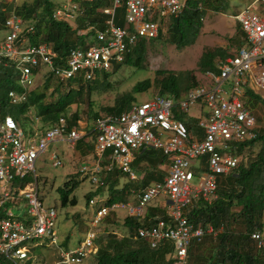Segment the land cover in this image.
Listing matches in <instances>:
<instances>
[{
    "label": "built area",
    "instance_id": "obj_1",
    "mask_svg": "<svg viewBox=\"0 0 264 264\" xmlns=\"http://www.w3.org/2000/svg\"><path fill=\"white\" fill-rule=\"evenodd\" d=\"M74 0L57 6L52 13L57 21L77 19L83 15L81 2ZM186 0H113L112 7L104 9L109 15L105 29L95 28V43L87 48H72L65 58H58L49 43L30 44L35 33L32 24L23 25L12 13L1 25L6 28L0 40V61L12 62L19 71L21 91H10L13 103H24L41 70H49L60 82L75 77L87 81L98 72L113 69L122 63L126 54L142 39L151 40L159 35L156 16H178ZM125 9L126 27L114 24L116 8ZM235 19L245 34L246 45L233 56L220 59L217 70L205 71V82L189 89L181 98L156 93L152 98L135 102L122 113H110L96 118V137L93 161L80 168L96 187H105L102 173L115 168L136 180L133 169L135 151L146 148L161 151L168 158L166 175L136 192L135 202L102 205L90 220L85 237L75 248L60 247V264H82L98 251V226L111 212L125 209L129 216L144 219L150 208H164L166 218L156 215L149 223L138 227L136 237L151 247L166 243L173 246L168 255L169 264H189L192 244L200 242L213 228L205 229L191 222L184 209L198 198L212 203L218 198V178L233 172L243 160L237 147L256 138L258 121L249 102V90L264 99V0H254L242 7ZM28 35L24 36L23 32ZM59 60H58V59ZM201 107L197 124L191 132L178 118L189 115L191 108ZM64 117L58 124L38 132L26 133L10 115L0 109V256L12 264H26L31 259L33 245L45 240L59 247V211L48 205L40 192L36 161L49 146L65 138L74 149L81 138L78 128L67 131ZM54 166L62 165L58 153L51 155ZM107 160L105 163H103ZM198 181L194 183V179ZM134 192V191H133ZM165 198L164 207L153 203ZM95 200L91 199V204ZM6 204H9L8 208ZM24 209L23 214L18 210ZM216 234V233H214ZM257 248L264 249V229L250 232ZM26 262V263H25Z\"/></svg>",
    "mask_w": 264,
    "mask_h": 264
},
{
    "label": "trees",
    "instance_id": "obj_2",
    "mask_svg": "<svg viewBox=\"0 0 264 264\" xmlns=\"http://www.w3.org/2000/svg\"><path fill=\"white\" fill-rule=\"evenodd\" d=\"M112 1L93 0L91 2H83L81 5L84 7L85 14L81 18H85L84 20L87 19V22L84 21V23L89 26L95 25L102 29L105 28V21L109 16L102 9L111 6ZM55 4V0H33L31 3L24 2L18 7L17 13L23 19L29 20V23L34 24L35 27V33L30 36V44H40L42 42L51 43L59 58H65L71 48H86L91 45V42L95 43L94 30H90L89 34H80L79 31L81 29L79 23L77 28L68 22L57 21L53 18L52 13ZM226 4V0H186L185 8L180 15L168 16L169 38L178 48L194 44L203 26L202 18L205 13L207 11H221ZM2 5L0 3L1 10ZM98 8H101V11L99 10L100 12L97 11ZM117 11L118 9L116 10L115 24ZM121 11L124 14L125 10L123 8H121ZM0 15V19L3 21L5 15L2 11ZM34 16L37 18L32 22L30 19H33ZM116 25L125 26V24ZM243 35L245 36L241 32L239 39L241 43L238 45V48L246 45V39ZM163 36L164 32L161 29L157 38L162 39ZM143 42H139L132 51L126 54L123 63L137 67L141 66L143 52L145 50V43ZM229 54L230 56L234 55L220 47L205 50L198 63L199 70L202 73L208 70L216 71L217 62L220 59H226ZM107 73L103 72V75L105 74L106 77ZM155 73L156 78L154 81L151 78L138 81L133 86L132 91L118 98L113 106L106 107L105 110L107 113L105 114L122 113L129 109L137 102L135 94L147 90L153 85L157 87V93L179 99L189 89L200 84L195 72L189 70L176 72L173 70L158 69ZM17 74H19V71L14 68L12 62H1L0 106L2 115H12L20 126L26 130L29 128V119L27 117L29 116V110L34 107L37 116L39 115L41 117L43 126L46 127L45 129L56 126L62 117L66 119L68 125L67 131L77 125L80 118L79 111L76 110L69 118L66 117V113H68L69 108L74 103L80 100L85 90V84L80 83L78 79H71L67 83L70 86V90L66 94H62L61 86L64 83L55 81L57 83L55 91L59 94L58 100L55 102H47L45 101V92L50 88V78L53 79L52 75L47 73L44 76L46 78L44 79L43 89L40 87L35 88L29 93L27 102L14 105L9 103L7 92L10 89L18 88L16 83ZM95 80H93L94 83H96ZM75 84L77 85L73 86ZM248 92L251 97L261 100L264 104V99H261L252 91ZM51 95L54 96V93H51ZM90 115L94 120L100 116L96 111H90ZM178 118L187 124L191 132H195L197 125L196 121L192 119L193 117L182 113ZM91 134L90 136L93 140L88 143V147L93 149L96 131L93 130ZM80 143L82 144L83 140H80ZM257 143H261L260 149L256 153H252V149ZM237 149L238 153L250 149V155L246 159L243 158L233 172L228 175H221L218 178V198L212 203H209L201 197L184 209V215L191 222L196 225H201L205 229L212 227V234L216 233L213 237L206 236L202 238L203 241L201 240L200 242L192 244L193 246L199 243L197 250L201 249V252L197 253L196 250L195 253V250H192L191 247L189 251V264H264V249L257 248L249 235L254 230L264 229V129L258 132L256 138L241 143ZM141 154L145 155V161L153 168L152 175L155 177L154 180L161 181L164 172L159 171L158 168L167 163V156L161 151L151 148L142 150ZM115 170L117 174H122L128 178L127 183L123 187H118L119 181L112 179V176H115ZM115 170L107 174L105 172L102 173V176L106 180V186L112 194L106 200V205H112L117 202L126 203L128 200L127 193L131 192L134 185V181L129 178L127 173L117 168ZM147 175L148 173L145 174L142 180L144 185L153 180L152 178H148ZM68 182L63 187L58 188L61 205L63 207L68 205L75 206L78 203L75 196L71 197L77 187V182L71 186H69ZM140 188V186L135 187L136 190ZM101 189H104V187L98 188L97 191ZM97 193H91L90 195H86V197L90 200ZM6 206L8 208L10 207L9 204H6ZM2 215L3 213H0V217ZM156 215L166 218L165 209L159 207L150 208L147 217L144 219L126 216L124 219V228L127 229V234L122 237H118L115 233L110 232L105 237H99V232L96 239L98 251L93 255L94 264H169L170 258L168 255L173 251V246L170 243L154 248L145 240L136 237L138 227L146 223L148 224L149 221L147 218H152ZM107 218L108 216L103 221ZM32 251L31 249L29 255H31ZM206 251L209 253L205 254ZM193 256L194 259L192 261ZM31 263L32 261L30 259L26 264ZM0 264L12 263L5 256H0Z\"/></svg>",
    "mask_w": 264,
    "mask_h": 264
},
{
    "label": "rangeland",
    "instance_id": "obj_3",
    "mask_svg": "<svg viewBox=\"0 0 264 264\" xmlns=\"http://www.w3.org/2000/svg\"><path fill=\"white\" fill-rule=\"evenodd\" d=\"M8 1L10 0H2ZM33 0H14V3L11 6H14L12 9L18 12V7L22 5L24 2L31 3ZM227 4L223 6L221 11H207L202 18L203 26L200 29L199 35L196 38V42L192 45L185 46L183 48H178L177 45L171 41L168 35V17H160L156 16L160 24V30L162 29L164 32L163 38L153 39V40H142L145 43V50L143 52V59L140 67L129 65L126 63H114L115 70L110 69L107 72V76L105 74L100 73L98 78L95 80L96 83L87 82L85 84V90L82 93L80 100L77 103H74L66 113V117H71V115L78 110L80 114V121L84 122H95L94 118L91 117L90 111H96L98 114L105 115L106 107L113 106L116 100L126 93L132 91L133 86L141 80L146 78H151L152 81L156 78V71L158 69L165 70H173L176 72L180 71H193L195 72L199 82L204 81V77L202 76V72L199 70L198 63L202 53L207 49H215L217 47L223 48L226 52L234 54L238 45H240L241 40V28L237 20L235 19V15L239 12V10L247 4H250L254 0H226ZM1 3V2H0ZM57 5L55 4V7ZM1 7V6H0ZM54 7V8H55ZM119 7L117 11V19L116 24L123 25L126 23L124 18V14ZM124 9V8H123ZM101 11V8H98L97 11ZM103 10V9H102ZM0 8V12H1ZM99 11V12H100ZM121 11V12H120ZM6 16V14H4ZM1 17V15H0ZM37 17L34 16L33 19H30L32 22L35 21ZM79 18L78 20H70L73 27H76L78 23L80 24L79 32L80 34H89L91 30L89 25L84 23L87 22V19ZM24 23L27 25L29 20H24ZM82 23V24H81ZM34 25V24H33ZM82 25V26H81ZM78 28V27H77ZM24 36H27V31L23 32ZM3 36V32H0V37ZM93 37V36H91ZM244 37V35H243ZM90 44H93L91 42ZM229 57V56H228ZM125 60V59H124ZM47 74V73H46ZM43 74L42 77H36L35 87H40L43 89L45 82ZM54 79V78H53ZM50 78V88L45 92V101H56L58 100L59 94L55 91V87L57 83L56 79ZM91 85V86H90ZM92 87V88H91ZM62 94H66L67 91L70 90V86L64 84L61 86ZM158 92L157 87L153 85L151 88L144 90L142 92L136 93V101L142 102L144 100L150 99L154 94ZM54 93V96L51 95ZM250 106H252L255 110V114L258 121V132H261L264 129V104L262 101L258 99H251L249 102ZM28 129H26V133L32 134L38 132L41 134V130L46 127L43 126V121L41 117L36 114L35 108L32 107L28 113ZM83 140V148L87 153H93V149L88 147V143L92 142V139L88 141ZM60 140H56L53 142L45 153L41 154L36 161V173L39 175L40 180V192L41 195L45 198V201L48 205H54L58 208L59 211V226H58V236H59V244L61 248L67 249L69 247L75 248L78 239H83L85 234L89 228L90 220L93 217L95 211L99 209L102 205L105 204L107 197L109 198L112 194L109 188H104L99 191L87 175H83L79 170L82 166L83 159L80 156L79 159L75 161V166L73 165L72 171H68V164L66 163L67 158L63 160L61 155V150L68 151L67 156L74 154L75 149L81 146L80 143L74 148H70L67 143L59 142ZM261 143H257V145L252 149V153H256L260 149ZM77 150H80L78 149ZM75 150V151H74ZM53 152L59 154L62 165L54 166L52 164L51 155ZM136 158L138 160L137 164L134 165V170L139 173H145L148 178H152L154 181L155 177L152 175L153 168L149 166L150 164L145 161V155L141 154V151H135ZM150 152V151H148ZM146 152V153H148ZM65 154V156H66ZM242 158L246 159L250 155V149L243 151L240 153ZM74 156V155H73ZM84 156V155H83ZM71 158V157H70ZM74 158V157H72ZM86 160V159H85ZM149 165H148V164ZM159 171L165 173V167L158 168ZM163 169V170H162ZM156 175V173H154ZM115 176H112V179H117L118 187H123L128 178L122 174H117L116 170L114 173ZM69 181V186L77 182V187L73 191L71 197L75 196L77 198V205L72 206L68 205L63 207L61 205L60 195L58 192L59 187H63L66 182ZM134 185L142 183V181L133 180ZM198 181L197 178L194 179V183ZM79 183V184H78ZM133 185L132 189H135L136 186ZM132 187V186H131ZM127 193V202H134L136 198V191ZM98 192L92 200H95L91 204V199L88 200L86 195H90L91 193ZM106 193L102 195V193ZM102 195V196H101ZM90 201V202H89ZM165 198H158L153 203L159 204L160 207H164ZM126 210L119 209L117 211H111L107 216L108 218L101 222L98 226L99 237H105L109 232L115 233L118 237H122L127 234V229L124 228V219L128 215L125 212ZM19 214H23L24 209L18 210ZM206 236H215L212 233H207ZM70 241V243H69ZM203 241V240H202ZM70 244V246H69ZM199 244V243H198ZM197 244V245H198ZM197 245L192 246V250L198 249ZM31 253V264H59L60 263V249L56 245H50L47 241H41L40 245H33ZM201 252V249L197 250V253ZM209 252L206 251L205 254ZM196 256V255H194ZM192 257V261L194 259ZM26 263V262H25ZM83 264H94V257L91 256L85 260Z\"/></svg>",
    "mask_w": 264,
    "mask_h": 264
},
{
    "label": "crops",
    "instance_id": "obj_4",
    "mask_svg": "<svg viewBox=\"0 0 264 264\" xmlns=\"http://www.w3.org/2000/svg\"><path fill=\"white\" fill-rule=\"evenodd\" d=\"M67 0H55V3H56V5L58 6L60 3H62V2H66ZM74 1H77V2H79L80 3V0H74ZM2 4H5V7H6V4H7V7L10 9V10H12V8L15 6V3H14V0H10V2H8V1H2L1 2ZM14 3V6H11V4H13ZM83 2H81V4H82ZM186 4V3H185ZM4 6V5H3ZM21 6V5H20ZM56 6V7H57ZM81 9L82 10H84V7H83V5H81ZM85 14V11H84V13H83V15ZM82 16V15H81ZM79 18H81V17H78L77 19H75V21L76 20H78ZM242 30V29H241ZM135 47V46H134ZM133 47V48H134ZM133 48L131 49V51L133 50ZM203 74V73H202ZM203 76V75H202ZM202 82H205V79H204V81H202ZM201 83V82H200ZM249 91H252V90H249ZM254 94H255V92L254 91H252ZM258 97H260L261 99H263L259 94H256ZM254 98L252 97V100H253ZM261 101V100H260ZM200 111H202V108L199 106V107H193V108H191V110H190V113H189V116H191V117H193L192 119H194L195 121H196V125H197V128L195 129V131H197V130H199V127H198V124H197V117L199 116V113H200ZM197 116V117H196ZM74 128H78L79 129V131H80V134L82 135L81 136V138L78 140V142H77V144L78 143H80V140L82 139V137L84 138V140H86V141H88L89 142V140L90 139H92V137L90 136V135H92L91 133H92V131L93 130H95V127H94V122H87V121H84V122H81L80 121V119L78 120V123H77V125H75L74 126ZM58 140H60L59 142H65V143H67V145L69 146V144H68V142H66L65 141V138L63 139V138H60V139H58ZM93 140V139H92ZM80 147L78 148V146H77V148L78 149H80V150H77V148L74 150L75 151V153L74 154H71V155H69V156H67V154L66 153H68V151H63L64 149H62L61 150V155H62V157H63V160L65 159V157L67 158V161H66V163L68 164V171H72V169H73V165L75 166V161L77 160V159H79V157L81 156L82 158L81 159H83V162H82V165H84V164H90V163H92V161H93V153H87V152H85L84 151V146H83V143L81 144L80 143ZM93 151V150H92ZM65 154H66V156H65ZM74 155V156H73ZM84 155V156H83ZM71 157V158H70ZM72 157H74V158H72ZM86 159V160H85ZM138 160H140L139 158L137 159H135V162L133 163V169H134V165H135V163H137L138 162ZM168 161H167V163L165 164V165H162V166H159V168L160 167H163V169H164V167H165V169L164 170H166V168H167V165H168ZM162 169V170H163ZM80 171V170H79ZM135 171V170H134ZM136 172V171H135ZM137 173V172H136ZM138 174V176H139V178L138 179H136L137 181H142L143 179H144V176H145V173H142V174H139V173H137ZM166 175V172L164 173V176ZM164 176H163V178H164ZM132 180V179H131ZM163 180V179H162ZM153 182H155V180L154 181H151V182H149V183H147L146 185H144L143 183H141L140 182V184H138L137 186H140L141 188L140 189H142V188H144V187H146L147 185H150V184H152ZM104 188H107V186H105ZM140 189H137V190H140ZM137 190L136 189H132V192L133 191H136L137 192ZM104 194H106L105 192L104 193H102V195H104ZM101 195V196H102ZM107 199H108V197H107ZM135 202V201H134ZM121 210H125V209H121ZM117 212H118V210H117ZM126 213H127V211H125ZM127 216H129V215H127ZM59 223H60V220H59ZM81 240L82 239H78L77 240V244H76V247L79 245V243L81 242ZM69 243H70V241H69ZM69 246H70V244H69ZM69 248H72V247H69Z\"/></svg>",
    "mask_w": 264,
    "mask_h": 264
},
{
    "label": "clouds",
    "instance_id": "obj_5",
    "mask_svg": "<svg viewBox=\"0 0 264 264\" xmlns=\"http://www.w3.org/2000/svg\"><path fill=\"white\" fill-rule=\"evenodd\" d=\"M0 2H2V0H0ZM89 2H91V1H89ZM62 3H64V2H62ZM62 3H60V4H62ZM59 4V5H60ZM4 5V6H3ZM2 5V12L4 13V14H6V16H5V18H4V20L2 21L1 19H0V23H4L6 20H7V18L12 14V13H14V14H16L17 16H19L20 17V19L23 21V25L25 26V23H24V20L25 19H23L18 13H17V11L16 10H14V9H12V10H10L8 7L6 8L5 7V4H3ZM58 5V6H59ZM112 5H113V1H112ZM112 5L111 6H108V7H105L104 9H106V8H109V7H112ZM56 8V7H55ZM54 8V9H55ZM104 9L102 10L103 12H104ZM118 8H116V10H117ZM116 10H115V17H114V24H115V18H116ZM125 10V9H124ZM105 13V12H104ZM107 14V13H106ZM108 15V14H107ZM82 16H84V15H82ZM82 16H78V17H82ZM109 16V15H108ZM77 17V18H78ZM124 18H125V12H124ZM126 20V19H125ZM64 22H67V21H64ZM106 22V21H105ZM68 23H70L71 24V22H68ZM28 24H30V23H28ZM1 25V24H0ZM72 25V24H71ZM116 25V24H115ZM34 26V25H33ZM73 26V25H72ZM118 26V25H117ZM127 26V22L125 23V26H123V27H126ZM76 27H77V25H76ZM106 27V26H105ZM120 27H122V26H120ZM91 30H94V40H95V28H99V27H96L95 25H91L90 27H89ZM34 29H35V27H34ZM102 29V28H101ZM103 29H105V28H103ZM82 30H80L79 32H81ZM0 32H3V36H1L0 37V40H2L4 37H5V33H6V28L5 27H3V25H1V31ZM160 32V31H159ZM31 36V35H30ZM157 38V37H156ZM142 40H145V39H142ZM142 40H140L139 42H141ZM152 40V39H151ZM30 41V40H29ZM138 42V43H139ZM30 43V42H29ZM42 43H47V42H42ZM49 44H51V43H49ZM52 45V44H51ZM138 45V44H137ZM75 48V47H74ZM81 48V47H80ZM87 48V47H86ZM72 49V48H71ZM70 49V50H71ZM69 50V51H70ZM131 51V50H130ZM129 51V52H130ZM128 52V53H129ZM69 53V52H68ZM58 58H59V56H58ZM57 58V59H58ZM60 59V58H59ZM58 59V60H59ZM4 60H2V61H0V63L1 62H3ZM124 62V61H123ZM122 62V63H123ZM122 63H120V64H122ZM115 68V66H114V64H113V69ZM103 72H107V71H103ZM103 72H98L97 73V76H96V78L95 79H97L98 78V75L100 74V73H103ZM46 73H50L51 75H52V73L49 71V70H45V68L43 69V70H41L40 71V73L39 72H37V74H36V76H35V82H34V85H33V87L31 88V90L28 92V97H29V93L31 92V91H33L36 87H35V83H36V77L37 76H39V78L40 77H43V74H46ZM18 75L19 74H17V77H16V83H17V85H18V88H13V89H10V90H8V92H7V98H8V100H9V103L10 104H14V105H16L15 103H13L12 102V100H11V98H10V95H9V93H10V91H21V86H20V84H19V80L17 79L18 78ZM52 77H53V75H52ZM54 79H56L55 77H53ZM73 79H78L79 80V82L80 83H87V82H91V81H93V80H95V79H92V80H87V81H83V80H80L79 79V77H75V78H73ZM57 81H59L58 79H56ZM60 82V81H59ZM62 83H64V84H67L68 83V81L67 82H62ZM77 84H75V85H73V86H76ZM27 101H28V99H27ZM27 101H25V102H27ZM24 102V103H25ZM18 104H23V103H18ZM0 109H1V106H0ZM1 111H2V109H1ZM5 115H10V114H5ZM11 117H13L12 115H10ZM14 118V117H13ZM15 119V118H14ZM15 121L18 123V121L15 119ZM18 125L20 126V124L18 123ZM21 127V126H20ZM22 128V127H21ZM23 129V128H22ZM24 130V129H23ZM46 130V129H45ZM25 131V130H24ZM41 131H44V130H41ZM26 132V131H25ZM78 142V141H77ZM76 146H77V144H76ZM58 247V246H57ZM60 245H59V249H60ZM31 256V255H30ZM28 262V261H27ZM60 264V263H59ZM83 264V263H82Z\"/></svg>",
    "mask_w": 264,
    "mask_h": 264
},
{
    "label": "bare ground",
    "instance_id": "obj_6",
    "mask_svg": "<svg viewBox=\"0 0 264 264\" xmlns=\"http://www.w3.org/2000/svg\"><path fill=\"white\" fill-rule=\"evenodd\" d=\"M240 27V26H239ZM243 32V31H242ZM243 34H244V32H243ZM159 36V35H158ZM245 37V36H244ZM246 44V43H245ZM244 46V45H243ZM229 56H230V54H229ZM219 60V59H218ZM1 64V63H0ZM197 117V116H196ZM220 177V176H219ZM144 240V239H143ZM147 242V241H146Z\"/></svg>",
    "mask_w": 264,
    "mask_h": 264
}]
</instances>
